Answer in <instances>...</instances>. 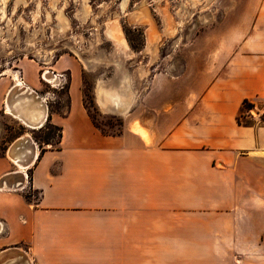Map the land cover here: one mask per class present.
Segmentation results:
<instances>
[{
    "label": "crops",
    "instance_id": "obj_1",
    "mask_svg": "<svg viewBox=\"0 0 264 264\" xmlns=\"http://www.w3.org/2000/svg\"><path fill=\"white\" fill-rule=\"evenodd\" d=\"M235 44L215 69L187 62L172 89L143 76L141 114L120 134L93 122L80 65L46 66L71 75L66 110L24 69L25 86L1 72L0 264H264V0ZM37 94L48 109L34 128L22 115L39 116ZM48 124L57 137L38 139Z\"/></svg>",
    "mask_w": 264,
    "mask_h": 264
},
{
    "label": "rangeland",
    "instance_id": "obj_2",
    "mask_svg": "<svg viewBox=\"0 0 264 264\" xmlns=\"http://www.w3.org/2000/svg\"><path fill=\"white\" fill-rule=\"evenodd\" d=\"M122 1L7 0L3 10L0 0V73L8 68L10 73L21 75L24 69L42 80V92L57 91L50 94L54 109L66 110L71 75L66 70L47 73V67L58 59L61 66L73 62L80 65L83 97L92 118L102 131L120 134L133 117L141 114V100L148 87L142 76L147 74L148 79L154 73H163L169 80H159V84L172 89L175 83L170 78L185 73L187 62L194 74L205 64L215 69L222 48L226 46L225 52L231 54L234 49L227 48L229 42L238 46L248 39L251 0H128L124 8ZM141 6L148 10V22L133 18V13L141 14ZM111 19H118L123 27L126 46L118 45L107 34ZM49 73L51 78L47 77ZM56 74H63L64 79L58 81ZM125 74L130 76L133 90L127 112L101 110L95 100L96 89L110 86L106 89L117 92L118 77ZM134 109L135 114L130 115ZM57 133V128L48 124L35 136L53 141ZM28 192L37 197L33 190Z\"/></svg>",
    "mask_w": 264,
    "mask_h": 264
},
{
    "label": "bare ground",
    "instance_id": "obj_3",
    "mask_svg": "<svg viewBox=\"0 0 264 264\" xmlns=\"http://www.w3.org/2000/svg\"><path fill=\"white\" fill-rule=\"evenodd\" d=\"M9 1V0H8ZM18 1H25V0H18ZM7 0H3V5H2V9L4 10V7H5V4H6ZM127 2L128 0H123L121 2L122 4V7L124 8L126 5H127ZM8 3V2H7ZM16 3H17V0H16ZM15 3V4H16ZM143 3V2H142ZM85 4H86V1H85ZM159 5V4H158ZM7 6V4H6ZM17 6V5H16ZM57 6V5H56ZM143 6V5H142ZM141 6V7H142ZM86 7V6H85ZM87 8V7H86ZM139 8V6H138ZM144 8V7H142ZM55 10V9H54ZM138 11V10H137ZM135 12V11H134ZM88 13V12H87ZM85 14V13H84ZM151 14V13H150ZM137 17H141L140 19L142 20H146L147 22L149 21V13H148V10L146 8H144L141 12V14H138V13H133V18L135 19H139ZM170 19V18H168ZM166 20V19H165ZM145 21V22H146ZM204 21V20H203ZM109 22V21H108ZM142 22V21H141ZM153 24V23H152ZM154 25V24H153ZM169 25V24H168ZM172 28V27H171ZM2 29V28H1ZM155 29V28H154ZM154 29L152 28V32L151 34L152 35H155L153 34V31ZM62 31V30H61ZM170 31V30H169ZM149 32H150V29H149ZM156 32V31H155ZM165 32V31H164ZM166 32H167V29H166ZM107 34L118 44V45H121V46H126L127 45V42H126V36L124 35V32H123V27H121V24L118 22V19H111V21L109 22V24L107 25ZM106 34V35H107ZM159 34V33H158ZM161 35V34H160ZM108 36V37H109ZM109 37V38H110ZM159 37V36H158ZM161 38V37H160ZM158 40V39H157ZM18 41V40H17ZM157 42V41H156ZM151 44H153L151 42ZM156 44V43H155ZM156 46V45H155ZM121 48V47H120ZM150 50V48H149ZM121 51V50H120ZM155 52L156 49H155ZM96 56V55H95ZM156 58V55L154 56ZM153 57V59H154ZM84 58V57H83ZM93 58V57H92ZM82 60V59H81ZM95 60V58H94ZM101 60V59H99ZM96 65V64H95ZM142 66V65H141ZM149 66V65H148ZM140 68V67H139ZM143 68V67H142ZM14 71V70H13ZM139 71V70H138ZM5 72H10L9 69H5L3 70V73ZM47 73L50 72V71H46ZM143 72V70H142ZM2 73V74H3ZM14 77L17 79V82L21 83L22 86H25L21 80H20V77L18 75L17 72H12ZM145 74L147 73L146 71L144 72ZM123 74V72H122ZM138 74V73H137ZM144 74V75H145ZM58 76V74H56ZM52 74L49 73L47 74V77L51 78ZM45 77V76H44ZM122 77V75H121ZM143 77V76H142ZM119 79V89L117 92H112L114 91L113 88H112V91L111 90H108L106 88H109L110 86H106L105 87H101V89L99 90V95L98 96V101L101 105V107L106 110V112H118V113H126L129 106L131 105L132 101H133V90L131 89V86H130V76L128 74H125L124 77L120 78V76L118 77ZM46 80L50 81L49 79L45 78ZM58 79V77H57ZM52 82V81H51ZM108 83V82H107ZM103 86V85H102ZM18 87V85L16 86ZM19 90H24L26 93H29V94H35L34 92H30V90L24 88V87H18ZM117 88V87H116ZM110 89V88H109ZM97 90V89H96ZM13 89L12 91L9 92L8 96H7V103L8 105L11 103V98L13 97ZM28 94V95H29ZM13 109L16 108V106L14 105L13 107H11ZM21 108V107H20ZM16 110V109H15ZM18 113V111H16ZM16 114V113H15ZM21 115V114H20ZM26 121H28V118L27 116L25 115H22ZM44 117H45V114H44ZM134 128L141 132L142 134L146 135L147 134V131L145 129V127H143L141 124L137 123L135 124Z\"/></svg>",
    "mask_w": 264,
    "mask_h": 264
},
{
    "label": "water",
    "instance_id": "obj_4",
    "mask_svg": "<svg viewBox=\"0 0 264 264\" xmlns=\"http://www.w3.org/2000/svg\"><path fill=\"white\" fill-rule=\"evenodd\" d=\"M32 94V93H31ZM33 95V94H32ZM34 96V95H33ZM36 100H37V105L40 108V112H39V116L37 118L34 119H30L28 118L27 123L31 126H33L34 128H36L37 126H41L43 123V119H44V114L46 116V112H47V103L44 99H42L38 94L35 96Z\"/></svg>",
    "mask_w": 264,
    "mask_h": 264
},
{
    "label": "trees",
    "instance_id": "obj_5",
    "mask_svg": "<svg viewBox=\"0 0 264 264\" xmlns=\"http://www.w3.org/2000/svg\"><path fill=\"white\" fill-rule=\"evenodd\" d=\"M83 101H84V105H85V107H86V109H87V111H88V113H89V115L91 116V118H92V115H91V113H90V109H89V107H88V104H87V102H86V99L83 97ZM93 102H94V100H93ZM243 105H244V107L245 108H248V109H250V108H252L253 106H254V104L253 103H251V102H249L247 99H245L244 101H243ZM239 119V122H240V118H238ZM92 120H93V122L95 123V121H94V119L92 118ZM52 125V124H51ZM95 125L97 126V127H99L96 123H95ZM54 126V125H53ZM55 128H57V131L59 130V127H56L55 126ZM101 130V129H100ZM102 131V130H101ZM103 133H105V134H113V133H107V132H104V131H102ZM47 140V139H46Z\"/></svg>",
    "mask_w": 264,
    "mask_h": 264
},
{
    "label": "built area",
    "instance_id": "obj_6",
    "mask_svg": "<svg viewBox=\"0 0 264 264\" xmlns=\"http://www.w3.org/2000/svg\"><path fill=\"white\" fill-rule=\"evenodd\" d=\"M43 78L45 79L44 76H43ZM61 79H64L63 74L58 75V81L61 80Z\"/></svg>",
    "mask_w": 264,
    "mask_h": 264
}]
</instances>
